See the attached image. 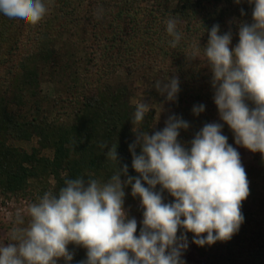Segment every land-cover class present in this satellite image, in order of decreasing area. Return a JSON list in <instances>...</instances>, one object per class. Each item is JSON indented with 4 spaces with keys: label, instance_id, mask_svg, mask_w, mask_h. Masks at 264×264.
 Returning <instances> with one entry per match:
<instances>
[{
    "label": "clouds",
    "instance_id": "obj_1",
    "mask_svg": "<svg viewBox=\"0 0 264 264\" xmlns=\"http://www.w3.org/2000/svg\"><path fill=\"white\" fill-rule=\"evenodd\" d=\"M247 2L253 5L252 22L238 24L234 48L231 30L221 34L219 24L205 29L209 39L203 55L223 123L204 124L186 145L178 139L190 127L182 116L169 115L165 126L152 134L134 127L150 111L149 103L137 102L129 152L138 175L129 176L128 165H121L118 143H101L106 159L116 165L111 177L106 182L84 176L65 179L58 194L46 191L27 206L26 226L24 215L17 212L11 242L0 245V264H58L61 259L71 264L75 253L69 245L86 250V259L78 264H185L187 233L194 234L192 243L200 247L231 240L244 222L241 207L250 189L240 153L222 133L224 124L236 145L264 157V0ZM48 10L44 0H0V14L32 26ZM166 31L172 37L169 45L176 48L183 34L175 18L166 21ZM201 48L199 42L192 45L186 60L196 61ZM154 88L175 103L179 77L158 80ZM204 111L203 104L192 107L194 116ZM127 186L143 209L138 235L137 220L124 207ZM164 192L172 202H165Z\"/></svg>",
    "mask_w": 264,
    "mask_h": 264
},
{
    "label": "trees",
    "instance_id": "obj_2",
    "mask_svg": "<svg viewBox=\"0 0 264 264\" xmlns=\"http://www.w3.org/2000/svg\"><path fill=\"white\" fill-rule=\"evenodd\" d=\"M58 1L64 6L72 2ZM140 1L126 0V9L117 13L119 19L127 18L130 34L125 38L122 36L124 27L114 28L111 36L112 53L108 51V54H104L105 61L112 67L133 69L146 67L147 62L150 66H156L158 60L161 63L168 59L173 60L177 67L166 74L178 75L180 80V92L173 114L182 116L190 124L189 129L181 130L178 137L187 145L191 140L183 141L182 134L188 137L190 132L196 133L204 124L209 123L208 118H204L203 122L191 119L192 107L210 101L213 90L210 83L211 73L207 90L199 85L200 73L187 71L181 58V53L187 47L183 36L199 35L207 39L209 35L205 29L210 30L213 25L219 24L221 34L231 30L230 47L234 48L239 41L238 24L252 22L253 5L247 0L239 7H229L230 0H176L175 4L171 0H154L150 7H142ZM64 6H61L63 11ZM241 9L245 13L243 16ZM233 17L238 21L237 25L231 21ZM170 18L177 20V31L183 34L176 48L168 43L172 37L167 34L166 21ZM4 19L5 16L0 14V38ZM228 20L231 21V26ZM39 42L41 44L38 46V54L29 57L25 75L16 84L13 104L18 106L20 113H11L9 103L0 99V193L26 197L29 193L43 196L46 191L51 190L58 194L60 188L64 187L65 179L78 176L106 182L116 171V165L106 159V150L100 147L104 142L109 146L118 143L117 152L121 165H128L129 176H137L132 168L129 152V144L135 140L131 123L135 110L120 93L108 89L98 90L97 94L87 95L75 103L69 121L48 119L42 104L45 96L41 84L48 76L46 67L51 63L55 64L56 57L47 39ZM28 98L29 105L26 101ZM24 110L26 113H22ZM197 117L201 119V114ZM151 120L152 116H145L142 124L134 127L150 132ZM222 133L232 145L234 134L226 124ZM9 139L20 142H31L35 139L37 147H33L31 152L14 149L8 147ZM45 151H50L52 156L45 155ZM139 151L137 148V154ZM51 178L56 181L54 185L50 183ZM121 179L125 180L126 177L122 176ZM125 192H131V186H127ZM163 196L170 197L168 202L174 199L167 192ZM69 250L75 253L71 264H78L86 259V250L82 251L74 245H69ZM58 264H64V261L61 259Z\"/></svg>",
    "mask_w": 264,
    "mask_h": 264
},
{
    "label": "rangeland",
    "instance_id": "obj_3",
    "mask_svg": "<svg viewBox=\"0 0 264 264\" xmlns=\"http://www.w3.org/2000/svg\"><path fill=\"white\" fill-rule=\"evenodd\" d=\"M176 0H171L175 4ZM234 0L229 1V7H239ZM49 6L48 13L41 22L32 26L16 19L5 16L2 37L0 38V99L9 103L11 113H20V109L13 104L16 84L24 77L26 68L29 66V57L40 50V41L51 43L55 53V64L43 68L47 71L46 78L42 80L43 106L50 121H69L70 114L75 103L87 95H95L98 90L108 89L120 93L127 99L132 109L135 110L137 102L150 104V111L145 116H152L150 132L161 130L169 115L173 114L174 104L167 102L154 88L156 81L167 79V71H173L177 67L172 59L165 63L158 60V64L143 66L142 68L112 67L105 61L104 54L111 49V36L115 27H124L122 36L127 38L130 34L127 18L119 19L117 13L126 9V0H72L69 5L60 3L58 0H44ZM60 3V4H58ZM154 0H141L142 7H150ZM64 6L63 11L61 6ZM231 21L237 25L234 17ZM229 26V27H230ZM46 36V38H45ZM52 39V40H49ZM209 38H201L199 35L190 37L184 34L183 40L187 44L181 58L187 71L200 73L201 87L209 90V75L206 58L203 55V47ZM200 43L201 53L196 61L188 62L185 55L192 50V45ZM42 46V45H41ZM115 51H117L115 49ZM38 60H36L37 63ZM29 105V98L26 100ZM24 100V102H26ZM205 105V111L201 113V119L192 116L193 120L203 122H219L218 109L213 96ZM28 107V106H27ZM162 107V111H161ZM29 108V107H28ZM22 113H26L25 110ZM29 113V112H28ZM225 125V124H224ZM224 129V127H223ZM222 129V132H223ZM195 132L185 136L182 140H192ZM37 141L31 142L9 139L8 147L31 152L37 147ZM240 153L241 163L247 173L250 194L242 202L241 212L244 222L239 231L226 242L217 241L213 245L200 247L194 243L193 233H187L188 249L184 252L185 264H264V157L259 152L252 153L242 146L232 144ZM45 155L52 156L50 151ZM51 185L56 181L51 178ZM131 192L126 193L124 207L129 218L137 220V235L143 219V209L140 200L131 197ZM42 197L37 193L28 194L26 197H17L13 194L0 193V245L10 243V237L15 225L17 212L24 215L25 225L29 217L26 209L31 203L38 202ZM165 202L170 197H164ZM180 231H183L182 229ZM180 235V232L177 233ZM82 251L85 249L78 247Z\"/></svg>",
    "mask_w": 264,
    "mask_h": 264
}]
</instances>
